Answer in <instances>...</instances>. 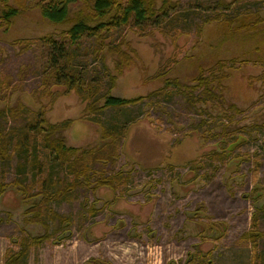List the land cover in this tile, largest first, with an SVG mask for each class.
Wrapping results in <instances>:
<instances>
[{
	"label": "rangeland",
	"instance_id": "374dc122",
	"mask_svg": "<svg viewBox=\"0 0 264 264\" xmlns=\"http://www.w3.org/2000/svg\"><path fill=\"white\" fill-rule=\"evenodd\" d=\"M5 1L0 133L11 144L9 157L0 156V264L19 255L24 239L45 235L52 238L32 243L18 264H264V208L253 202L264 195V20L255 30L238 29L244 20L264 19V0H172L175 8L156 23L100 31L77 43L68 31L84 4L71 7L72 22L54 24L36 6L43 0ZM7 5L19 11L10 25L1 17ZM226 18L234 19L231 26ZM53 41L65 46L56 66L64 75L73 68L88 84L99 83V105L112 75L118 78L111 95L145 100L94 114L64 79L55 84ZM117 45L130 58L122 75L111 49ZM206 78L210 96L199 86ZM66 121L72 126L53 138L68 147L98 151L111 125L124 126L125 136L111 163L89 166L91 184L81 181L40 204L47 231L29 223L27 211L45 199L37 195L43 189L59 194L76 173L58 165L42 134L31 132L29 151L15 145L30 122L48 129ZM104 174L126 181L99 187ZM190 213L195 222L185 228Z\"/></svg>",
	"mask_w": 264,
	"mask_h": 264
},
{
	"label": "trees",
	"instance_id": "16d2710c",
	"mask_svg": "<svg viewBox=\"0 0 264 264\" xmlns=\"http://www.w3.org/2000/svg\"><path fill=\"white\" fill-rule=\"evenodd\" d=\"M7 1L5 3L7 4ZM159 2H161V6L158 7ZM79 3L84 4V8H81L77 12V19L73 22L71 29L68 31L72 43H77L85 36H97L101 37L98 33L100 31H110L111 29H118L124 26H142L143 24L147 25L150 22L156 23L159 21V14L162 16H168V13L173 10L176 6L172 0H95L93 5H90L87 0H43L39 2L36 6L39 9L42 17L54 24H64L67 22H72L69 19L71 7L78 5ZM229 6V5H228ZM19 11L12 6H6V9L3 11V15L1 16L6 25H10L11 19L17 16ZM228 18V17H227ZM226 18V22L229 26H231L234 19ZM215 19H220V16H216ZM154 20V21H153ZM264 19L258 18V21L253 22V24L246 23V21L242 22L238 27L240 30H255L258 26V22ZM250 26V27H249ZM124 44V43H122ZM122 45H117V47H110L112 50H115L119 55L116 71L118 75H122L123 69L129 66V56L123 52ZM65 46L58 43L57 41H53V54L51 63L52 66L56 67L58 60L63 56ZM110 49V52L112 50ZM129 59V60H128ZM125 66V67H124ZM58 73L55 77V84H59L64 79L65 84L69 89H73L77 91V94L83 100L89 101L90 110L94 114H98L104 112L110 108H124L129 106H136L137 104L143 102L145 100L144 96H139L136 98H119L111 95V90L115 87V82L117 81L118 76L112 75L110 77V87L107 92L103 95L105 99L103 105H99V99L102 97H97L101 91V86L98 82H92L88 84L83 81L81 77L76 73L77 70L71 68L68 71V75H64L61 72V69L56 67ZM199 86H204L203 92L206 93L207 96L213 95V92L210 88L211 79L209 81L208 78L201 79ZM196 89L195 87H192ZM151 96V95H150ZM97 97V98H96ZM38 120V119H37ZM97 122L96 119H92ZM72 126V121L63 122L60 125H52L49 126L48 129H40L37 127L36 122H30L27 124L26 128L23 129L21 136L18 137L17 144L15 148L18 152H25L30 150V140H31V132L35 131V134H42L45 148L49 150V154L55 157L59 161V166H67L70 168L71 173H76V179L73 181L71 185H65L57 192L50 193L43 189L39 194H43L45 199H42L40 203L35 204L31 207L27 212L30 215L28 218V222L31 224H39L50 230L47 222L44 221V218L47 217L45 214L47 212H43L40 207L41 203L45 200L55 199L56 197L66 195L71 189L77 188L81 185L82 182H86L87 184H91L90 180L95 174H90L91 168L89 166L96 165L97 162L102 161L109 162L113 161V154L116 155L118 153L119 144L121 143V139L125 136V133L121 130H126L124 126L111 125L110 128L104 130L103 138L108 142L105 146L100 147L98 151L92 150H83L79 148L68 147L65 144L64 139L56 138L53 136L56 133H60L61 131L68 129ZM30 130V131H29ZM122 132V133H121ZM126 132V131H125ZM124 133V134H123ZM37 135L33 136L34 140H36ZM11 139L5 137L2 133H0V156L3 158L9 157V144ZM117 157V156H113ZM72 159V160H71ZM97 174V173H96ZM112 183H110V179L107 181L97 180V184H108L115 188V179H111ZM53 186L55 182H52ZM16 185H23L22 182H17ZM5 185H0V195L4 192ZM23 191H27L25 187L20 188ZM48 193V194H47ZM50 193V194H49ZM34 194H29L27 197H33ZM95 210V209H94ZM51 212V211H50ZM56 219L58 216L55 214ZM61 222L70 223L69 218H60ZM247 239H255L257 238L254 233H247L244 235ZM52 238L51 235L38 236L33 238L32 243L39 244L46 239ZM32 243H29L28 240H23L24 248L19 252V255L16 258H13L9 264H18L24 256H26L27 251L32 246Z\"/></svg>",
	"mask_w": 264,
	"mask_h": 264
},
{
	"label": "flooded vegetation",
	"instance_id": "af4514ba",
	"mask_svg": "<svg viewBox=\"0 0 264 264\" xmlns=\"http://www.w3.org/2000/svg\"><path fill=\"white\" fill-rule=\"evenodd\" d=\"M101 177L103 178V180H105V181H107L108 179H110V183H112V181H111V179H115V182L114 183H116V182H119V185H123L124 183H125V181H126V178H124V176H123V174H116L114 177L110 174V175H106V174H104V175H101ZM102 179H99V182L101 181ZM100 186L99 187H101V186H104V187H107V188H111V189H116V186H115V188H112V186H110V185H108V184H99ZM117 185V184H116ZM116 191V190H115ZM261 195H258L257 197H259L258 199H256V201H255V198H257L256 196L255 197H253V202H254V206H255V208L256 209H259V210H261V209H263L264 208V206L262 205L263 203H264V195L263 196H261ZM196 213H199V212H196ZM196 213H190L189 214V221H186V227L185 228H187V227H190L194 222H195V219H192L193 217L195 218V216L197 215ZM192 219V220H191ZM198 231H199V233H200V235L201 234H204V231H205V228L203 227V226H201V227H198ZM216 235V232H213L212 233V236H215ZM86 264H92L91 262H86Z\"/></svg>",
	"mask_w": 264,
	"mask_h": 264
}]
</instances>
